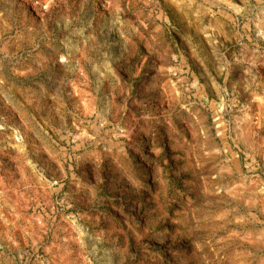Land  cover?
Returning <instances> with one entry per match:
<instances>
[{
    "label": "rangeland",
    "instance_id": "rangeland-1",
    "mask_svg": "<svg viewBox=\"0 0 264 264\" xmlns=\"http://www.w3.org/2000/svg\"><path fill=\"white\" fill-rule=\"evenodd\" d=\"M0 264H264V0H0Z\"/></svg>",
    "mask_w": 264,
    "mask_h": 264
}]
</instances>
